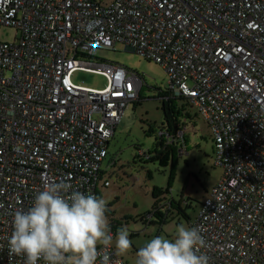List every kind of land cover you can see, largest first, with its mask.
<instances>
[{
  "label": "built area",
  "instance_id": "obj_1",
  "mask_svg": "<svg viewBox=\"0 0 264 264\" xmlns=\"http://www.w3.org/2000/svg\"><path fill=\"white\" fill-rule=\"evenodd\" d=\"M0 27L15 30L0 40V264H24L8 252L12 218L45 182L97 197L110 185L107 147L141 88L124 67L90 62L116 44L160 65L169 97L211 131L222 176L189 226L202 228L209 264H264V0H0ZM75 70L107 85H76Z\"/></svg>",
  "mask_w": 264,
  "mask_h": 264
},
{
  "label": "rangeland",
  "instance_id": "obj_2",
  "mask_svg": "<svg viewBox=\"0 0 264 264\" xmlns=\"http://www.w3.org/2000/svg\"><path fill=\"white\" fill-rule=\"evenodd\" d=\"M14 38L13 28L0 27L1 41L12 43ZM90 62L122 66L135 73L141 81L138 104L124 111L109 141L108 156L103 165L111 159L114 164L107 170L110 185L100 189V198L107 202L109 214H105L109 226L112 223L116 226L113 235L121 227H127L130 233L131 248L126 255L118 257L124 264H135L137 251L151 238L159 235L171 238L178 224L189 227L195 222L206 192L220 180L222 169L213 165L211 131L200 115H194V108H186L193 118L192 122H185L184 152L176 156L173 165L172 162L161 166L157 160H138L137 151L153 149L155 137L165 124L160 95L168 87L167 74L160 65L126 50L122 44H116L114 51L98 50ZM71 80L76 85L97 90L107 85L105 76L84 70H75ZM182 103L174 102L177 108ZM95 117L99 118V115ZM180 120L183 121L182 118ZM149 128L153 132L149 133ZM154 187L162 190L169 187V190L154 198ZM170 201H173L172 207L168 204ZM156 207L158 212L153 215ZM112 249L115 252L114 245Z\"/></svg>",
  "mask_w": 264,
  "mask_h": 264
},
{
  "label": "clouds",
  "instance_id": "obj_3",
  "mask_svg": "<svg viewBox=\"0 0 264 264\" xmlns=\"http://www.w3.org/2000/svg\"><path fill=\"white\" fill-rule=\"evenodd\" d=\"M106 204L64 180L45 182L32 206L13 215L9 255L23 257L24 264H111L107 250L114 245L115 255L124 256L132 242L127 227L113 235ZM205 247L201 227L180 223L171 238L155 236L140 247L135 264H209Z\"/></svg>",
  "mask_w": 264,
  "mask_h": 264
},
{
  "label": "trees",
  "instance_id": "obj_4",
  "mask_svg": "<svg viewBox=\"0 0 264 264\" xmlns=\"http://www.w3.org/2000/svg\"><path fill=\"white\" fill-rule=\"evenodd\" d=\"M162 99V112H163V118H164V126L159 131L166 133L169 135V140H166L164 136H160L159 133L155 137V146L153 149L145 151L143 153V156L136 155L138 160H146L144 162H151V161H159L161 166H167L169 162H172V165L176 161V156H178L176 149L180 146V141H176L172 139L175 138V133L180 130L178 128L179 126H185L184 123L180 120V118L184 119H190V114L187 112L186 108H193L190 101L182 96L179 97H169V93L167 90L160 95ZM167 98V99H166ZM139 101V100H138ZM138 101L134 104V107L138 104ZM175 101H182L180 108H177L174 104ZM176 108V111H175ZM153 132L152 128H149V133ZM141 150V149H139ZM138 150V151H139ZM137 151V152H138ZM108 156V153H107ZM114 164V160H110L109 163L106 164V166L109 165V167H112ZM104 166V165H103ZM104 166V168L106 167ZM107 167V170L109 169ZM150 174V172H148ZM168 189L162 190L160 188L154 187L152 190V196L154 198H158L159 196H162L166 193H168ZM98 197L100 198V194H98ZM172 202L170 201L168 204L170 207H172ZM166 205V204H165ZM158 207L155 208L154 214L155 215L158 212ZM180 209V208H179ZM108 213V211H106ZM109 214V213H108ZM111 232L114 234L116 231V226L114 223H112V226L110 227Z\"/></svg>",
  "mask_w": 264,
  "mask_h": 264
},
{
  "label": "crops",
  "instance_id": "obj_5",
  "mask_svg": "<svg viewBox=\"0 0 264 264\" xmlns=\"http://www.w3.org/2000/svg\"><path fill=\"white\" fill-rule=\"evenodd\" d=\"M189 114H190V113H189ZM194 115H198V113L196 112V114H194ZM198 116H199V115H198ZM189 117H190V119H186V118L183 119V121H182V122L184 123L183 125L186 126V123H185V122H187L188 120L192 122V118H193V116L190 114ZM193 123H194V121H193ZM180 127H181V126H179L178 128H180ZM181 143H182V145L184 144L183 142H181ZM178 149H179V147L176 149V151H178ZM139 151H142V150H139ZM177 154H178V152H177ZM212 154H213V149H212ZM178 156H179V155H178ZM206 191H207V190H206ZM206 194H207V192H206Z\"/></svg>",
  "mask_w": 264,
  "mask_h": 264
}]
</instances>
